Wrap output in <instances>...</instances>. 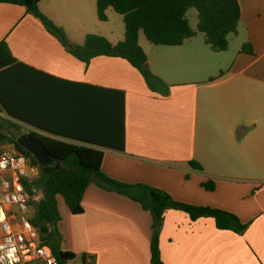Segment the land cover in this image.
I'll list each match as a JSON object with an SVG mask.
<instances>
[{"label": "crops", "instance_id": "crops-1", "mask_svg": "<svg viewBox=\"0 0 264 264\" xmlns=\"http://www.w3.org/2000/svg\"><path fill=\"white\" fill-rule=\"evenodd\" d=\"M239 2L235 36L243 40L233 50L229 43L215 52L205 36L178 46L151 43V56L141 45L149 70L170 86L166 95L151 90L123 58L80 61L25 6L0 2V41L25 65L11 68L43 73L29 84L32 113L93 143H123V150L100 148L106 175L231 212L247 225L243 233L221 230L211 217L192 220L169 209L160 233L165 264H264V0ZM39 6L73 44L82 45L105 22L97 0H43ZM245 43L254 54L241 52ZM207 181L214 190L203 186ZM60 199L62 248L76 254L75 264L84 255L86 264H151L153 219L139 202L95 183L85 192L82 214Z\"/></svg>", "mask_w": 264, "mask_h": 264}, {"label": "trees", "instance_id": "trees-1", "mask_svg": "<svg viewBox=\"0 0 264 264\" xmlns=\"http://www.w3.org/2000/svg\"><path fill=\"white\" fill-rule=\"evenodd\" d=\"M42 1L0 0L3 3L25 6L27 12L38 19L46 30L57 37L66 50L80 61L89 64L98 56L123 58L142 74L151 90L164 95L169 93L170 86L147 67L148 56L139 41L141 32L154 45L178 46L195 37L200 31L213 51L222 52L228 50L229 36L238 33L241 21L239 0H97V13L101 21L108 20L109 8L123 16L125 38L114 44L103 35L88 34L84 43L78 45L73 44L65 30L41 11L39 5ZM192 8L197 9L199 15L197 30L192 28L187 17ZM241 52L254 54L251 43H245ZM16 65L25 66L13 56L7 43L0 41V112L6 115L5 118H0V141L16 144L22 153L34 163H38L36 158L17 142L22 129L25 128L18 121L26 123L37 129L27 128V133L42 143L51 155L61 162L59 169L51 173L43 171L44 195L32 218L59 264H75L76 254L62 248L64 239L58 229L62 219L58 199L62 197L73 214H82L85 192L93 183L139 202L151 213V264H165L160 249V233L164 215L169 209L182 210L188 213L192 220L211 217L221 230L243 233L247 229V225L231 212L180 202L164 189L144 183H126L106 175L102 171L105 154L100 148L123 150L124 144L93 143L72 136L54 127L40 115L32 113L28 102V88L30 82L40 78L36 76L42 72L33 68H11ZM190 163L193 167L202 169L200 163ZM203 186L207 190L215 189L213 181H207ZM86 262L87 257L84 255L82 264Z\"/></svg>", "mask_w": 264, "mask_h": 264}, {"label": "built area", "instance_id": "built-area-1", "mask_svg": "<svg viewBox=\"0 0 264 264\" xmlns=\"http://www.w3.org/2000/svg\"><path fill=\"white\" fill-rule=\"evenodd\" d=\"M42 181L38 163L16 144L0 141V264H59L32 221Z\"/></svg>", "mask_w": 264, "mask_h": 264}, {"label": "rangeland", "instance_id": "rangeland-1", "mask_svg": "<svg viewBox=\"0 0 264 264\" xmlns=\"http://www.w3.org/2000/svg\"><path fill=\"white\" fill-rule=\"evenodd\" d=\"M111 12L112 13H110L108 21L107 22L105 21L104 23H99L100 27L93 28L92 34H98L99 32H108V33H111L109 34V36L111 35L110 38L112 40H117V41L123 40L125 38V23H124L123 16L117 13L114 9ZM187 17L190 21V25L192 26V28L197 30V25L199 22V15H198L197 9L195 8L190 9L187 13ZM235 35L232 34L229 36V43L232 44L231 46L232 50L235 47V44L237 45L236 47H238L239 43L243 40V36L238 38ZM139 39H140V44L146 49V51L149 52L151 56V52H150V49L152 46L151 42L147 39L146 35L143 32H141ZM203 39H204V34L198 31L194 40L201 41ZM0 118H5V117L0 115ZM26 129L27 127L25 126V128L22 129V134L27 133ZM60 203L65 204L63 199H60ZM81 257L82 256H80V260H81Z\"/></svg>", "mask_w": 264, "mask_h": 264}, {"label": "water", "instance_id": "water-1", "mask_svg": "<svg viewBox=\"0 0 264 264\" xmlns=\"http://www.w3.org/2000/svg\"><path fill=\"white\" fill-rule=\"evenodd\" d=\"M20 124L35 129L34 127L18 121ZM37 130V129H36ZM55 138H61L56 135H51ZM68 140V139H65ZM18 144L27 149L37 160L38 164L42 168L43 171L47 173H51L53 170H57L61 167V162L56 159L51 153L47 150V148L40 143L37 139H35L32 135L28 133H24L17 138Z\"/></svg>", "mask_w": 264, "mask_h": 264}]
</instances>
